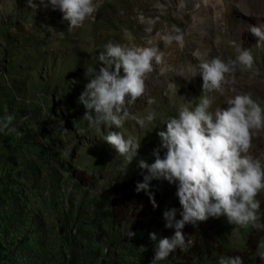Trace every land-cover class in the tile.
<instances>
[{
  "label": "rangeland",
  "instance_id": "obj_1",
  "mask_svg": "<svg viewBox=\"0 0 264 264\" xmlns=\"http://www.w3.org/2000/svg\"><path fill=\"white\" fill-rule=\"evenodd\" d=\"M94 3V15L69 30V21L48 0H0V264H151L156 242L149 233L163 237L161 214L175 208L182 218L178 182H149L155 208L144 190L136 191L147 174L139 162H154L165 121L180 105L204 97L211 111L227 107L226 99L237 93L251 94L264 107V42L258 44L250 31L264 24V0ZM141 17L155 21L151 32ZM166 35L183 40L166 44ZM149 41L162 60L153 61L145 94L128 111L142 118L154 113V120L144 127L128 119L121 128H89L78 97L92 70L99 74L103 66L97 56L108 42L135 47ZM233 43L250 50L258 74L237 68L223 94L203 92L200 61L234 58ZM181 66L197 69L196 75H178ZM9 115L15 132L3 128ZM108 131L140 143L131 162L103 140ZM165 152L160 149L162 158ZM250 154L264 164V128L253 131ZM256 199L260 228L230 224L226 216L187 223L184 229L193 234L183 233L190 243L155 264H218L237 255L243 264H262L264 190ZM155 211L160 217L150 215Z\"/></svg>",
  "mask_w": 264,
  "mask_h": 264
},
{
  "label": "clouds",
  "instance_id": "obj_2",
  "mask_svg": "<svg viewBox=\"0 0 264 264\" xmlns=\"http://www.w3.org/2000/svg\"><path fill=\"white\" fill-rule=\"evenodd\" d=\"M31 5L32 0H28ZM53 9L63 13V19L69 21V30L80 27L97 11L94 0H48ZM142 23L152 31L154 20L147 21L141 17ZM179 30L177 29V32ZM250 31L259 38L258 44L264 42V24L252 26ZM166 44L173 41L181 43V35L164 36ZM234 58L227 60L219 55L210 60H201L199 70L202 74L203 92L220 91L222 85L230 83L228 77L241 71L258 74L254 69V57L249 49L236 46ZM105 51L97 56L103 66L99 74L92 70V76L85 85L78 100L85 109L83 119L89 128L104 125L121 128L128 119H135L144 127L145 121L154 120V113L146 117L133 116L128 106L145 94L148 74L153 71V61L161 63L162 53L156 46L148 42L147 46H125L108 42ZM121 69L123 75H121ZM186 72L196 75L197 69H185L181 66L177 74L186 78ZM149 104L154 100L149 99ZM225 104L211 111V100L202 98L193 106L180 105L177 115L165 121L166 130L157 133L160 146L154 149L155 160L148 164L141 160L139 167L147 169L144 181L137 184L136 191L144 190L153 207L157 206L154 195L149 191V182L153 179L167 180L177 184L176 195L182 206L181 219H175L176 209L163 213L166 228H174L171 237L157 238V233H149L155 243V254L151 264L165 260L177 248L184 250L186 242L182 229L185 224L195 225L209 217L226 216L228 223L241 227L260 228L256 221L260 201L256 199L264 190V164L250 154L253 131L264 128V107L254 100L249 93H237L229 96ZM4 129L9 128L14 117L9 115ZM19 134V133H17ZM103 140L113 146L117 153L128 162L137 155L140 143L116 131H108ZM166 149L163 158L160 149ZM129 238L135 236L127 231ZM258 257L264 264V243L260 244ZM218 264H243L242 257H221Z\"/></svg>",
  "mask_w": 264,
  "mask_h": 264
},
{
  "label": "trees",
  "instance_id": "obj_3",
  "mask_svg": "<svg viewBox=\"0 0 264 264\" xmlns=\"http://www.w3.org/2000/svg\"><path fill=\"white\" fill-rule=\"evenodd\" d=\"M152 213V212H151ZM150 213V215H154L155 217H160L158 214H160V213H158V212H154V213H152L151 214ZM161 222L159 223L158 222V225H160L159 227H160V229H161V231H162V235H163V237H171L172 235H174V231H175V229L174 228H166L165 227V223H166V221H165V219H164V217H163V214H161ZM175 219H178V215H177V213H176V217H175ZM182 231L183 232H187L188 234H193V230H191V228H187L186 230L183 228L182 229Z\"/></svg>",
  "mask_w": 264,
  "mask_h": 264
},
{
  "label": "bare ground",
  "instance_id": "obj_4",
  "mask_svg": "<svg viewBox=\"0 0 264 264\" xmlns=\"http://www.w3.org/2000/svg\"><path fill=\"white\" fill-rule=\"evenodd\" d=\"M203 264H205V263H203Z\"/></svg>",
  "mask_w": 264,
  "mask_h": 264
}]
</instances>
